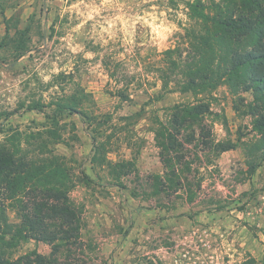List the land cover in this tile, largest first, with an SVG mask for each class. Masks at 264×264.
I'll list each match as a JSON object with an SVG mask.
<instances>
[{"label":"rangeland","instance_id":"rangeland-1","mask_svg":"<svg viewBox=\"0 0 264 264\" xmlns=\"http://www.w3.org/2000/svg\"><path fill=\"white\" fill-rule=\"evenodd\" d=\"M193 1L0 0V150L56 157L74 182L69 199L81 220L76 244L58 240L55 251V245L22 241L8 257L35 252L52 264H264V161L253 150L259 135L246 114L251 96L233 97L221 85L195 98L161 80L166 51L185 47L182 36L195 27L187 7ZM15 31L27 33L24 56L14 48ZM72 99L82 101L77 111L91 121L56 114L55 103ZM197 101L210 110L201 122L186 123L177 154L169 153L182 180L174 193L151 178L165 171L157 132L170 128V108ZM54 115L56 127L47 118ZM201 128L210 132L208 148ZM51 129L58 142L45 134ZM93 138L109 140L107 163L133 164L121 179L124 188L111 186L107 167L92 163ZM219 144L232 148L220 153ZM247 163H259L251 176ZM157 209L165 212L156 215ZM168 210L196 222L167 223ZM6 216L20 221L13 206Z\"/></svg>","mask_w":264,"mask_h":264},{"label":"trees","instance_id":"trees-1","mask_svg":"<svg viewBox=\"0 0 264 264\" xmlns=\"http://www.w3.org/2000/svg\"><path fill=\"white\" fill-rule=\"evenodd\" d=\"M187 7L195 27L185 30L182 36L185 47L166 51L167 73L161 71V76L164 74L162 83L168 86L176 82L183 93H191L195 98L221 85L226 86L236 98L249 94L252 100L246 105V114L251 118L253 130L259 135L253 150L264 161V0H222L221 3L195 0L188 3ZM26 34V31H15L17 40L13 44L20 56L28 51ZM5 38H9L8 29ZM119 97L124 100L127 95L121 93ZM81 105L82 101L77 99H72L68 104L55 103V112L57 115L80 114L91 121L90 115L77 111ZM38 108L40 111L43 109L40 106ZM209 110V105L203 101L170 108V128L163 127L157 132V144L163 161L161 164L165 171L161 177H151L154 185L164 186L167 183L174 193L181 188L182 180L176 173L169 153L177 154L178 136L186 123L201 122ZM47 118L53 126H58L56 115ZM97 125L100 127L101 123ZM45 134L53 138L54 142L60 140V135L54 129ZM198 136L202 139L201 144L208 148L206 139L210 132H204L201 128ZM193 140L194 136L191 135L188 142ZM92 141V163L105 165L111 177L109 184L124 188L121 179L128 176L133 164L107 163L106 147L109 140L98 143L93 138ZM231 148L223 144L216 145V151L220 153ZM20 152L19 149L0 150V264H52V261L47 262L48 259L35 252L13 259L7 256L6 251L28 240L53 246L58 240L68 245L77 243L81 220L78 210L69 199L74 182L51 153L42 158H29ZM247 166L251 176L259 163H247ZM83 178L90 181L86 176ZM6 206L18 208L19 223L8 222ZM53 222H58L61 229H50ZM53 248L59 250L57 245ZM240 264L251 263L245 261Z\"/></svg>","mask_w":264,"mask_h":264},{"label":"crops","instance_id":"crops-1","mask_svg":"<svg viewBox=\"0 0 264 264\" xmlns=\"http://www.w3.org/2000/svg\"><path fill=\"white\" fill-rule=\"evenodd\" d=\"M152 212H155L156 215H158L161 212V215H163L162 212L164 213L165 211L164 210L160 211L159 209H157V210H153ZM165 216L168 218L167 219V223H170V222L176 223V222H178V223H176V225H178L181 222L180 219H182L184 222L185 221L189 222V224H192V222L193 223L196 222V216H194V218L191 219V218H189L188 215H186V214L184 215L183 214V215H181L180 218H176L178 215H176V214L171 215V211L170 210L167 211V214H165Z\"/></svg>","mask_w":264,"mask_h":264},{"label":"built area","instance_id":"built-area-1","mask_svg":"<svg viewBox=\"0 0 264 264\" xmlns=\"http://www.w3.org/2000/svg\"><path fill=\"white\" fill-rule=\"evenodd\" d=\"M262 200L264 201V196L262 197ZM260 212L262 214V217H263V221H262V227L264 229V212L260 209Z\"/></svg>","mask_w":264,"mask_h":264}]
</instances>
